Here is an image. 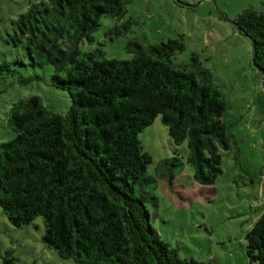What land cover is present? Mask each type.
<instances>
[{"label":"trees","instance_id":"1","mask_svg":"<svg viewBox=\"0 0 264 264\" xmlns=\"http://www.w3.org/2000/svg\"><path fill=\"white\" fill-rule=\"evenodd\" d=\"M129 1L42 0L13 21L27 63L0 64V80L16 73L15 64L51 66L50 82L70 106L54 114L32 95L4 109L11 138L0 142V209L16 228L41 218L43 243L74 264H203L180 258L152 226L153 189L159 179L172 185L184 162L175 149L149 175L152 161L138 134L160 116L172 144H186L193 181L213 185L222 173L220 150L230 148L227 102L196 55L173 62L181 40L129 43L130 60L79 50L101 17H124ZM234 25L251 42L264 88V10H245ZM244 240L249 263L264 264V212Z\"/></svg>","mask_w":264,"mask_h":264},{"label":"rangeland","instance_id":"2","mask_svg":"<svg viewBox=\"0 0 264 264\" xmlns=\"http://www.w3.org/2000/svg\"><path fill=\"white\" fill-rule=\"evenodd\" d=\"M40 1L0 0V64L27 63L21 44L13 41V21L30 3ZM245 10L261 12L264 0H130L124 17H101L92 41L78 45L82 52L99 50L107 60H130L129 43L146 47L181 40L184 50L175 54L173 62L186 64L196 55L224 94L223 121L230 148L220 150L222 173L213 185L193 181L186 144H172L160 116L138 134L142 151L152 161L149 175L155 174L160 161L173 157L175 149L182 158V172L172 185L159 179L153 189L156 206L147 207L160 239L180 258L203 264H250L244 236L264 212V88L252 62L251 42L234 25ZM12 68L16 73L0 80V142L11 138L4 136L2 118L13 101L34 95L59 115L66 114L70 106L67 93L50 82L51 66L39 69L15 64ZM43 233L41 218L16 228L0 209V264H74L48 248Z\"/></svg>","mask_w":264,"mask_h":264}]
</instances>
